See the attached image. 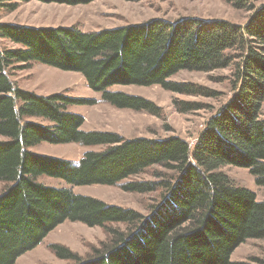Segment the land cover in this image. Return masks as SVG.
<instances>
[{"label":"trees","instance_id":"16d2710c","mask_svg":"<svg viewBox=\"0 0 264 264\" xmlns=\"http://www.w3.org/2000/svg\"><path fill=\"white\" fill-rule=\"evenodd\" d=\"M29 1L0 0V11L13 12ZM34 1L74 7L96 0ZM220 1L249 13L247 22L153 19L96 32L0 22V264H15L65 222L102 228L108 237L87 259L67 247L49 246L57 259L74 264L257 262H232L231 255L248 240H264V200L234 185L219 169H247L255 185L264 188V4ZM31 63L78 73L102 102L155 117L160 108L153 102L109 88L159 86L216 97L170 78L181 71L232 68V96L205 122L192 148L177 136L125 139L113 132L83 131V116L69 111L94 106L96 99L20 89L11 76ZM182 105L184 113L199 107ZM43 143L102 149L85 152L75 163L29 151ZM153 167L173 175L158 182L129 181ZM43 177L69 187L119 186L138 194L162 189L163 195L144 217L67 187H49L38 181ZM113 224L127 228L117 230Z\"/></svg>","mask_w":264,"mask_h":264},{"label":"rangeland","instance_id":"374dc122","mask_svg":"<svg viewBox=\"0 0 264 264\" xmlns=\"http://www.w3.org/2000/svg\"><path fill=\"white\" fill-rule=\"evenodd\" d=\"M256 6L264 0H251ZM183 18H196L203 21L225 20L243 25L249 13L235 10L220 0H96L89 5L66 6L42 4L34 0L20 3L13 12L0 11V22L31 28H56L75 26L82 32H96L126 25L140 24L153 19L176 21ZM6 45L15 47L5 41ZM11 80L25 91L40 96L65 93L70 97L96 99L94 106H73L69 111L84 118L83 131L117 133L125 139H159L177 136L194 146L205 122L232 96V68L210 73L181 71L170 81L215 92L216 97L182 95L164 91L159 86L138 87L115 85L112 92H122L142 97L160 108L159 117L144 112L116 109L100 100V95L90 91L78 73L63 72L46 65L31 63L11 76ZM182 104L199 106L189 112H182ZM260 118H264V102ZM40 121V120H36ZM4 139L0 136V140ZM100 147H83L78 144L34 146L29 151L54 158L78 162L87 151H100ZM234 185L255 193L259 201L264 200V188L254 183L247 169L223 166L219 169ZM173 174L159 167L144 170L129 181L158 182ZM40 183L49 187L70 188L74 193L92 197L108 205L118 206L138 212L144 217L150 215L163 195L162 189L144 194L127 193L119 186L69 187L64 182L52 178H39ZM4 185L0 183V192ZM112 228L124 231L125 225L113 224ZM108 241L102 228H89L82 223L65 222L47 235L35 249L19 257L15 264H74L57 259L50 251V245H61L77 253L82 258L91 256V249ZM264 261V240H248L231 255L232 262ZM260 262H259V261Z\"/></svg>","mask_w":264,"mask_h":264},{"label":"crops","instance_id":"0c3cea01","mask_svg":"<svg viewBox=\"0 0 264 264\" xmlns=\"http://www.w3.org/2000/svg\"><path fill=\"white\" fill-rule=\"evenodd\" d=\"M62 225H63V224H62ZM60 226H61V225H60ZM60 226H59V227H60ZM59 227H57V228H59ZM57 228H56V229H57Z\"/></svg>","mask_w":264,"mask_h":264}]
</instances>
